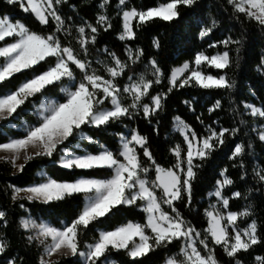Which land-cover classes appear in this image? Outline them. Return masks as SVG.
I'll use <instances>...</instances> for the list:
<instances>
[{
  "label": "snow or ice",
  "instance_id": "6c2138e0",
  "mask_svg": "<svg viewBox=\"0 0 264 264\" xmlns=\"http://www.w3.org/2000/svg\"><path fill=\"white\" fill-rule=\"evenodd\" d=\"M6 2L18 5L44 30H33L26 19L11 13L0 14V121L5 122L0 124V152L7 154L0 159L19 173L34 161L47 160L67 176L55 178L39 168L37 179L27 186H6L11 201L24 210L18 227L26 245L37 250L35 264H61L60 257L69 256L72 264H147L141 258L149 253H168L163 264H223L217 249L227 264H249L248 257L251 264H264V220L252 200L254 192L264 193V158L256 157L253 143L264 144V100L259 105L239 100L236 81L229 76L239 66L244 32L235 39L226 29L217 38L220 20L211 14L198 17V35L207 47L166 72L135 43L138 33L158 21L179 23L181 9L192 8L197 0H166L151 7L115 0V16L108 11L113 0H101L94 22L79 17L70 0ZM219 7L229 20L264 33V0H223ZM116 17L121 22L118 40L123 42L119 54L108 44L98 46L101 33L113 29ZM152 46L162 47L159 36L153 37ZM205 68L220 71L212 74ZM256 70L264 75V56ZM185 88L214 91L211 107H206L210 116L224 110V97L216 94L225 93L234 126H224L218 115L206 123L201 113L196 119L203 131L198 132L174 115L181 140L169 148L174 162L166 167L136 122L142 118L159 136L160 114L167 110L170 95ZM183 104L195 113L199 100L193 96ZM26 112H32L34 122L24 121L19 135H7L5 129L17 128L14 121ZM115 125L123 130L115 133L113 148L97 134ZM224 148L230 152L226 158L232 172L228 166L219 169L208 192L213 199L204 209L207 227L200 229L178 205L191 209L197 203L198 174ZM101 173L107 175L98 178ZM76 197L82 198V207L56 221L17 203L47 205ZM240 201L246 203L233 210ZM128 209L141 210L144 222L127 220L108 227ZM10 212L0 206V264H28L8 238ZM90 233H95L91 241L86 238ZM121 254L131 260L113 258Z\"/></svg>",
  "mask_w": 264,
  "mask_h": 264
},
{
  "label": "trees",
  "instance_id": "16d2710c",
  "mask_svg": "<svg viewBox=\"0 0 264 264\" xmlns=\"http://www.w3.org/2000/svg\"><path fill=\"white\" fill-rule=\"evenodd\" d=\"M100 2L101 0H70L71 4L76 5L75 12L78 13L79 17L92 20L93 22L95 21L96 13L101 11L97 8ZM131 2L137 7H151L156 6L158 3L166 2V0H131ZM222 3L223 0H197V4L192 8L181 9L183 20L179 23L174 20L172 22L158 21L157 23L147 25L138 33V39L135 43L144 48L149 57L155 56L157 60L161 62V67L167 72L170 68L181 64L184 60L192 59L196 51L203 50L207 47L205 42L199 38V29L196 21L198 17L207 18L209 14H211V16L216 17L221 22V28L217 34V38L222 37L226 29H231V34L235 39L241 38V32H244V44L239 53V66L232 68L229 71V76L236 81V91L234 94L239 100H247L250 103L254 102L259 105V102L264 100V75L257 72L256 66L260 63L261 56H264V33L256 29L253 25L245 24L241 26L239 23L229 20L227 14L219 7ZM114 5L115 0H113L112 6L108 8L109 13L113 16H115ZM65 12L69 15L73 14V11L67 7H65ZM5 13H11L15 18L26 19L33 30H44V26L39 25L33 17L22 13L18 5H10L6 0H0V14ZM113 26V29H109L108 32L101 33L98 38V46L103 47L104 44H108L110 48L117 50L119 54L123 47V42L118 40V32L121 27L119 17L113 20ZM156 36L160 37L162 43V47L159 50L152 46V39ZM214 51L215 50L212 49L209 50L210 53ZM232 55L235 57L236 53L233 51ZM204 70L212 74H216L220 71L214 68H205ZM161 87H165V85H161ZM214 94L213 90L191 88L174 90L168 100L167 110L160 114L159 136L154 134L152 126L148 125L142 118L136 122L140 131L149 136L151 147L158 162L164 164L166 167L174 162L169 148L172 147L174 143L180 142L181 140L179 133L174 130V122L172 120L174 115H181L192 124L198 132L203 131L202 126L196 119V116L201 113H203L202 118L206 123H213L218 115L220 122L224 126H234V122L228 112V101L225 93L219 92L216 94V98L224 97L222 102L225 104V108L223 111L218 110L216 114H212L211 116L206 111V107H211L210 101ZM193 96L199 100V104L196 105L195 113L191 112L188 106L183 104L185 99H190ZM34 120L35 116L32 112H26L19 120L14 121V123L19 126L23 124L24 121L34 122ZM4 123V121H1L0 124ZM121 130H123V125H115L106 132L98 133L97 138L100 139L102 143H108L110 147L115 148L117 140L115 133ZM5 132L9 136L20 134L19 128H6ZM166 134H170L168 135L167 141ZM2 141L3 137H0V142ZM229 143H231V141H229ZM253 143L256 157L264 158V144H261L258 140H254ZM227 155H230L228 148L222 149L218 157L210 160L203 171L198 174V183L196 185L198 191L194 197L197 203H194L191 209L186 208L183 204L178 205L185 217L191 220L200 229L207 227L204 209L208 207L209 201L213 199L208 196V192L213 190L212 186L215 179L219 178L217 175L219 169L228 166L229 171L232 172L231 161L226 158ZM256 157L253 158L254 162H258ZM39 168H45L49 174L53 175L55 178H59L60 176L67 178L65 171L61 170L58 164H52L47 160L32 162L30 165L26 166L23 173L17 172L11 164L6 163L3 159L0 160V206L11 210L9 216L10 224L6 231L16 252L25 256L28 264H35L37 250L32 246L26 245L24 232L18 227L19 218L24 214V210L18 208L17 204L11 201V190H6V186L8 184H16L19 187L27 186L32 183L33 180L37 179L36 174ZM249 171L251 170L249 169ZM106 175L107 173H101L98 178H104ZM236 175V173H233L234 178ZM252 185L253 187H258L254 181ZM252 200L255 204V211L258 217L264 220V193L254 192ZM19 202H24L26 208L31 209L34 215H42L52 221L69 218L78 210L77 205L82 207L81 197L69 198L63 202H52L47 205L41 204L39 201H18L17 203ZM245 203V201H240L238 204H233V210H240L241 206ZM127 220H138L143 223V213L139 209H128L123 216L118 217L116 221L108 227H115L116 224L126 222ZM241 226L243 227V225ZM100 227H104V225ZM93 235H95V233H90L86 238L91 241ZM177 250L178 248L172 249L173 252ZM257 254L261 253L257 252ZM167 255L168 253H159L153 256L152 253H149L148 257L141 259L145 260L147 264H163L164 257ZM217 256L223 264H227V257L220 249H217ZM113 258L131 260V258L123 256V254L118 257L114 256ZM60 261L61 264H72L73 258L70 256L61 257ZM248 261L249 264H251L252 258L248 257Z\"/></svg>",
  "mask_w": 264,
  "mask_h": 264
},
{
  "label": "rangeland",
  "instance_id": "374dc122",
  "mask_svg": "<svg viewBox=\"0 0 264 264\" xmlns=\"http://www.w3.org/2000/svg\"><path fill=\"white\" fill-rule=\"evenodd\" d=\"M0 123H1V121H0ZM20 126V125H19ZM19 126L17 127V128H19ZM5 155H7L6 153H3V152H0V157H3V156H5ZM1 160V159H0ZM61 258V257H60ZM53 259H56V257L54 256L53 257Z\"/></svg>",
  "mask_w": 264,
  "mask_h": 264
}]
</instances>
